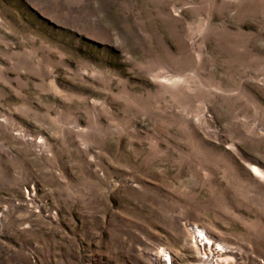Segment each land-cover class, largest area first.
Instances as JSON below:
<instances>
[{
    "label": "rangeland",
    "instance_id": "rangeland-1",
    "mask_svg": "<svg viewBox=\"0 0 264 264\" xmlns=\"http://www.w3.org/2000/svg\"><path fill=\"white\" fill-rule=\"evenodd\" d=\"M163 259L264 264V0H0V264Z\"/></svg>",
    "mask_w": 264,
    "mask_h": 264
},
{
    "label": "bare ground",
    "instance_id": "bare-ground-1",
    "mask_svg": "<svg viewBox=\"0 0 264 264\" xmlns=\"http://www.w3.org/2000/svg\"><path fill=\"white\" fill-rule=\"evenodd\" d=\"M254 170L256 171V172H258V173H261V171L257 168V167H255L254 168ZM195 232L196 233H198V237H201V243L199 244L200 245V248L202 249L203 248V250L205 251V248L206 249H209V250H211L212 249V245L214 244V241H212V239L211 238H209L208 237V235L206 234V232L202 229V228H200V227H196V229H195ZM218 247H221L222 245L219 243V242H217V243H215ZM216 251H217V253L216 254H214V256H215V261L217 262V263H222V262H225V261H229L228 260V257H226V256H224L223 255V253H218V249L219 248H217V247H215L214 248ZM214 251V250H213ZM160 254H162V255H166L167 256V254H166V251L164 250V249H161L160 250ZM169 260V259H168ZM164 261V263L163 264H166L165 263V259H163L162 260V262ZM169 264H171V261L169 260Z\"/></svg>",
    "mask_w": 264,
    "mask_h": 264
}]
</instances>
